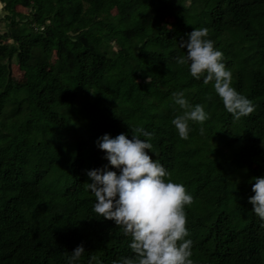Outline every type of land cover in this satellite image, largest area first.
I'll return each instance as SVG.
<instances>
[{
	"label": "trees",
	"instance_id": "obj_1",
	"mask_svg": "<svg viewBox=\"0 0 264 264\" xmlns=\"http://www.w3.org/2000/svg\"><path fill=\"white\" fill-rule=\"evenodd\" d=\"M0 5V264H66L81 244L79 264L136 255L122 226L94 212L86 172L107 164L118 173L97 137L131 138L137 126L153 133L145 151L165 179L193 196L185 214L194 264H264V222L248 200L252 178L264 175V0ZM199 27L254 104L248 115L234 118L213 81L176 62ZM12 66L24 81H14ZM180 90L208 112L203 124L190 122L187 139L171 123Z\"/></svg>",
	"mask_w": 264,
	"mask_h": 264
},
{
	"label": "clouds",
	"instance_id": "obj_2",
	"mask_svg": "<svg viewBox=\"0 0 264 264\" xmlns=\"http://www.w3.org/2000/svg\"><path fill=\"white\" fill-rule=\"evenodd\" d=\"M206 27L193 28L182 40L185 54L178 55L176 62L186 64L193 77L203 76L205 84L213 81L226 110L236 119L254 110L252 101L232 86V74L226 68L223 52L207 38ZM173 101L182 109L171 121L182 139L191 131L190 122L203 124L208 119L205 107L191 104L184 90L172 93ZM200 133L205 129L201 127ZM131 138L124 132L115 137L108 133L97 137L96 145L104 150L108 165L87 170L91 182L87 189L94 195L93 210L99 217L114 220L122 226L123 233L131 236L129 247L135 256H125L113 264H194L192 240L186 227L185 205L191 204L193 196L185 186L165 179L170 173L146 149L151 150L148 139L153 135L142 126L131 129ZM253 195L248 197L251 210L264 222V175L252 178ZM85 249L77 245L66 264H79Z\"/></svg>",
	"mask_w": 264,
	"mask_h": 264
},
{
	"label": "rangeland",
	"instance_id": "obj_3",
	"mask_svg": "<svg viewBox=\"0 0 264 264\" xmlns=\"http://www.w3.org/2000/svg\"><path fill=\"white\" fill-rule=\"evenodd\" d=\"M2 7H3V5H0V14L5 15V11L2 9ZM172 25H173V22L171 20L165 21V26L167 28H170ZM54 61H55V55H54V53H51L50 54V62L53 64ZM12 73H13L14 81H16V82L24 81L25 76L16 66H12Z\"/></svg>",
	"mask_w": 264,
	"mask_h": 264
}]
</instances>
